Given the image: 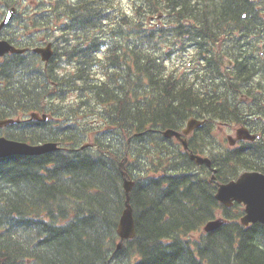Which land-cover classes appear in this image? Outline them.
Returning <instances> with one entry per match:
<instances>
[{"label": "trees", "instance_id": "1", "mask_svg": "<svg viewBox=\"0 0 264 264\" xmlns=\"http://www.w3.org/2000/svg\"><path fill=\"white\" fill-rule=\"evenodd\" d=\"M126 1L0 0V21L16 8L1 36L27 48L0 57V119H21L0 134L59 144L0 158V264H264V226L215 198L264 172V0ZM50 40L45 63L31 48ZM191 117L205 123L189 150L215 181L162 134ZM224 122L260 137L228 147L213 132ZM125 177L135 235L117 248Z\"/></svg>", "mask_w": 264, "mask_h": 264}, {"label": "water", "instance_id": "2", "mask_svg": "<svg viewBox=\"0 0 264 264\" xmlns=\"http://www.w3.org/2000/svg\"><path fill=\"white\" fill-rule=\"evenodd\" d=\"M16 9L10 7L4 14L3 19L0 21V33L3 26H5L14 16ZM52 44L48 42L45 47H34L32 51L40 54L42 60H48L52 55ZM26 48H17L7 40L1 38L0 34V56L7 52L22 53ZM31 118L35 119H47V115L40 117L37 113H32ZM18 120L8 118L0 120V127L6 126L11 123H15ZM202 121L191 118L188 120L186 127L182 131H176L174 129H166L163 134L167 137L175 136L179 139L185 149H187V140L182 137V134L187 135L194 127L199 126ZM237 138H254L247 129L240 127L237 129ZM58 148L56 143L46 142L42 144H28L24 141H18L13 139H7L4 136H0V157L13 154L21 155H39L50 150ZM189 156L197 164H205L211 168V160L208 157L197 155L190 152ZM213 170V169H212ZM214 171V170H213ZM214 176H211L213 180ZM124 191H125V208L119 220L117 233L119 240L117 247L119 248L124 239L131 238L135 235V225L132 214V208L129 204V191L133 186V181L124 179ZM215 197L218 201L224 205L230 206L234 201L239 202L244 207L243 215L240 217V222L243 225H247L251 222H260L264 225V173L259 171H244L236 179L222 182L217 185ZM222 217L208 221L203 229L209 231L218 227L223 223Z\"/></svg>", "mask_w": 264, "mask_h": 264}, {"label": "rangeland", "instance_id": "3", "mask_svg": "<svg viewBox=\"0 0 264 264\" xmlns=\"http://www.w3.org/2000/svg\"><path fill=\"white\" fill-rule=\"evenodd\" d=\"M123 7L125 9L129 8V3H127L126 0H123ZM227 60H228V58H227ZM227 135L234 136V131L230 130L229 128H226V127H218L217 126V128H216V136H217V138L224 140L227 137ZM195 235H197V234H193L192 237H194Z\"/></svg>", "mask_w": 264, "mask_h": 264}, {"label": "bare ground", "instance_id": "4", "mask_svg": "<svg viewBox=\"0 0 264 264\" xmlns=\"http://www.w3.org/2000/svg\"><path fill=\"white\" fill-rule=\"evenodd\" d=\"M121 166H122V163L120 164ZM130 192V191H129ZM125 208V207H124ZM124 210V209H123ZM133 212V211H132ZM133 214V213H132ZM134 219V218H133ZM135 225V224H134ZM116 247H117V245H116Z\"/></svg>", "mask_w": 264, "mask_h": 264}]
</instances>
